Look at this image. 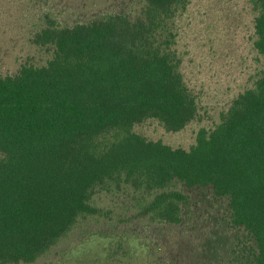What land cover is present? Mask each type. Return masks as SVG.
<instances>
[{"label":"trees","instance_id":"16d2710c","mask_svg":"<svg viewBox=\"0 0 264 264\" xmlns=\"http://www.w3.org/2000/svg\"><path fill=\"white\" fill-rule=\"evenodd\" d=\"M190 1L140 0L138 17L74 26L46 15L32 38L45 62L0 75V264H36L92 220L180 226L196 188L225 201L230 226L253 243L245 264H264V68L189 148L136 131L154 121L178 134L201 118L174 27ZM249 3L264 56V0ZM93 238L107 260L168 264L155 239L115 229L42 264H66Z\"/></svg>","mask_w":264,"mask_h":264},{"label":"rangeland","instance_id":"374dc122","mask_svg":"<svg viewBox=\"0 0 264 264\" xmlns=\"http://www.w3.org/2000/svg\"><path fill=\"white\" fill-rule=\"evenodd\" d=\"M140 0H0V75L15 74L25 63L42 64L47 54L32 38L45 24L46 15L63 26H74L111 12L138 17ZM256 13L249 0H191L175 20L184 73L200 101L201 118L178 134L166 133L149 121L136 128L148 138H164L172 146L189 148L201 126L210 128L219 113L250 87L264 68V56L254 48ZM192 210L180 226L156 224L127 216L112 223L92 220L81 224L47 257L36 264L55 263L96 230L115 229L155 239L168 264H245L252 259L246 233L233 229L227 203L211 188L187 189ZM120 208L118 209V211ZM119 219V220H118ZM87 233V234H86ZM83 245L66 264H141V260H107L102 241ZM59 254V255H57ZM80 259V263H75ZM126 262V263H125Z\"/></svg>","mask_w":264,"mask_h":264}]
</instances>
